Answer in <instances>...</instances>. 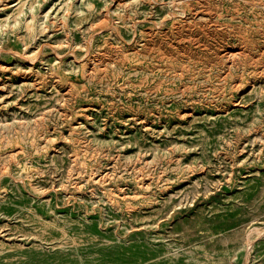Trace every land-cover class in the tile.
Here are the masks:
<instances>
[{
  "label": "rangeland",
  "instance_id": "rangeland-1",
  "mask_svg": "<svg viewBox=\"0 0 264 264\" xmlns=\"http://www.w3.org/2000/svg\"><path fill=\"white\" fill-rule=\"evenodd\" d=\"M0 264H264V0H0Z\"/></svg>",
  "mask_w": 264,
  "mask_h": 264
},
{
  "label": "bare ground",
  "instance_id": "bare-ground-1",
  "mask_svg": "<svg viewBox=\"0 0 264 264\" xmlns=\"http://www.w3.org/2000/svg\"><path fill=\"white\" fill-rule=\"evenodd\" d=\"M183 26V25H182ZM184 29V28H183ZM187 30V29H186ZM192 30V29H191ZM178 35V34H177ZM234 55V54H233ZM247 57V56H246Z\"/></svg>",
  "mask_w": 264,
  "mask_h": 264
}]
</instances>
